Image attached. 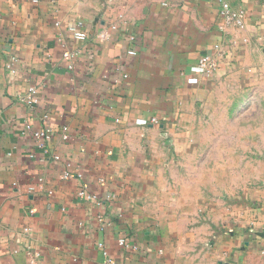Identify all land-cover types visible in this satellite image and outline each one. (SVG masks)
Listing matches in <instances>:
<instances>
[{"label":"crops","instance_id":"obj_1","mask_svg":"<svg viewBox=\"0 0 264 264\" xmlns=\"http://www.w3.org/2000/svg\"><path fill=\"white\" fill-rule=\"evenodd\" d=\"M165 1L0 0V264H264L261 151L251 175L242 155L237 181L215 189L224 171L201 138L221 70L264 40V0H228L246 11L238 44L217 0ZM118 13L127 30L100 41ZM78 20L82 40L68 30ZM216 42L227 61L187 78ZM42 128L48 140L32 135Z\"/></svg>","mask_w":264,"mask_h":264},{"label":"rangeland","instance_id":"obj_2","mask_svg":"<svg viewBox=\"0 0 264 264\" xmlns=\"http://www.w3.org/2000/svg\"><path fill=\"white\" fill-rule=\"evenodd\" d=\"M240 62L238 67L221 70L222 79L216 85L217 96L208 119L213 128L201 136L206 141L202 150L213 155V170L224 171V176L214 179L215 189H221L222 181H237L238 157L242 155L246 156V174L251 175L254 152L261 151L264 178V40L258 47L247 49ZM252 181V177L247 179V183Z\"/></svg>","mask_w":264,"mask_h":264},{"label":"built area","instance_id":"obj_3","mask_svg":"<svg viewBox=\"0 0 264 264\" xmlns=\"http://www.w3.org/2000/svg\"><path fill=\"white\" fill-rule=\"evenodd\" d=\"M34 4L39 3L41 0H29ZM220 8L219 12L222 17V23L220 25V29L225 32L229 29L233 30V34L231 35L230 39L233 42V44H238L239 42L245 43L247 40L246 38L240 36V32L245 30L246 24H245V17H246V11L243 8H233L228 0H217ZM161 4L166 5L167 2L165 0H161ZM59 22L56 21V25ZM83 22L78 20L76 23L69 25L68 30L73 34V36L78 39L82 40L86 38V33L82 30L83 28ZM120 30H127L126 25V18L123 13H118L116 15L115 20L110 21L107 25L103 26L96 34V37L102 41V42H109L113 35L112 33H115ZM264 37V36H263ZM127 39V48L125 50L126 55L128 57H132L137 55V51L135 48V42H136V36L132 33L127 32L126 34ZM229 52L225 48L222 42H216L211 47V50L202 54L195 65H193L190 69V72L186 74L185 76L189 79H193L196 77H204L208 78L212 76L216 71L220 68L221 64L225 63L229 57ZM77 54L75 50H65L62 53V57L67 62V68L72 69L73 65L71 62V59ZM18 58L15 55L9 56L5 66L8 70H12L17 64ZM117 78L114 79V82L116 84H120L122 81L126 80L128 78V74L125 71L118 70ZM37 89L34 86H30L27 90V98L28 101L31 103L37 102L36 97ZM152 122L156 123L157 119L152 118ZM29 129V127H27ZM65 130V129H64ZM66 133V131H64ZM64 133L63 138L66 139V134ZM32 135L34 138H37L39 140H48L50 138V132L48 128H42L40 130H34L32 132ZM69 172L65 171L63 173V178H68ZM80 195H87V193L82 190L79 192ZM119 245L125 246L126 248L129 247V242L125 237L121 238L118 241ZM97 247H102L101 243L97 244ZM29 256H32V252H28ZM106 254V253H105ZM101 264H113V262L110 259H105Z\"/></svg>","mask_w":264,"mask_h":264}]
</instances>
